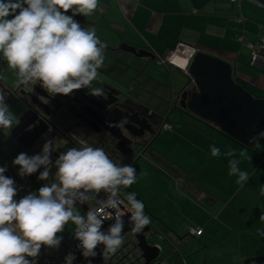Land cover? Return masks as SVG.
<instances>
[{
	"label": "crops",
	"instance_id": "0c3cea01",
	"mask_svg": "<svg viewBox=\"0 0 264 264\" xmlns=\"http://www.w3.org/2000/svg\"><path fill=\"white\" fill-rule=\"evenodd\" d=\"M67 14L72 15L71 11ZM238 15L244 20L237 21ZM74 19L85 29L95 27L107 34L108 39L99 38L106 44L104 55H116L131 63L134 54L107 48L126 42L156 55L152 60L163 68L162 72L170 73L175 69L188 79L185 85L173 79L170 87L137 70L130 84L133 102L149 108L160 129L165 130L162 128L164 122L170 124L172 129L166 130L169 136L164 137L165 142L169 148L179 147L178 160L171 156L167 159L155 149L148 151V145L146 149L141 147L130 164L137 178L153 187L144 194L142 188H127L143 202L151 223L162 230L161 240L177 252L181 264H264V236L259 234L264 231V222L260 220L264 215V195L261 194L264 138L250 148L195 115L164 116L165 107L180 106L178 97L190 85V77L173 65L159 62V56L175 49L179 43L191 45L231 62L235 78L253 95L264 97V63L253 65L249 49L237 41L242 32L250 40L264 34V0H99V7L92 15L78 14ZM135 66L133 64L129 70ZM1 67H4L1 76L16 73L0 54ZM114 67L109 60L104 61L101 77L121 80L131 75ZM150 96L157 98L153 101L158 102V106L152 103L156 108L148 104L152 102L148 100ZM213 145L220 149L219 157L211 155ZM228 149L235 150L237 159L242 150L251 157L250 160L242 159L239 165L249 174L243 186L236 183V176L228 175L229 158L224 155ZM146 152L162 168L160 171L150 163L151 177L143 163L137 161ZM191 227H202V234H191ZM160 245L162 251L164 245Z\"/></svg>",
	"mask_w": 264,
	"mask_h": 264
},
{
	"label": "clouds",
	"instance_id": "9594fccd",
	"mask_svg": "<svg viewBox=\"0 0 264 264\" xmlns=\"http://www.w3.org/2000/svg\"><path fill=\"white\" fill-rule=\"evenodd\" d=\"M99 7V0H0V53L10 69L16 71L18 83L29 85L39 83L52 95H69L82 88L90 89L93 96H102L103 90L93 88L92 83L99 76L104 64L106 44L96 35L95 27L83 28L74 19L76 15L88 17ZM71 11L72 15L67 13ZM11 17V18H9ZM0 92V128L11 129L14 114L5 104ZM119 124L109 127H123ZM264 132L249 138V143H259ZM64 139L44 143L42 154L29 156L19 153L12 161L19 166L20 177L30 176L41 167L38 179L47 181L51 172V153L64 147ZM70 147L60 152L55 160L54 180L43 184L37 192H30L19 200L13 178L4 173L7 167H0V264H34L42 246L58 247L65 226L71 221L75 225V238L80 242L82 255L95 257L94 251L103 244V254L115 253L123 244V220L115 216V224L108 233L101 231L103 219L94 209L81 215L76 203L89 199L88 192L101 190L115 195L120 186L125 188L136 182L135 168L114 163L102 147L85 145ZM211 155L219 157L220 149L211 146ZM224 155L229 158V176H236V183L243 186L249 174L239 167L242 159L250 160L246 151L237 153L228 149ZM143 175V174H142ZM264 195V188L261 189ZM131 206L133 232H140L151 223L144 212V204L135 198V193L126 194ZM110 207L121 204L115 200ZM264 222V215L260 217ZM264 236V231L259 233ZM75 256L69 254L66 264H73ZM91 264V261H89Z\"/></svg>",
	"mask_w": 264,
	"mask_h": 264
},
{
	"label": "flooded vegetation",
	"instance_id": "af4514ba",
	"mask_svg": "<svg viewBox=\"0 0 264 264\" xmlns=\"http://www.w3.org/2000/svg\"><path fill=\"white\" fill-rule=\"evenodd\" d=\"M104 57V61L109 60L114 68L122 62L127 70L132 67V61L126 62L115 55ZM98 71L101 73L100 69ZM101 78L100 74L99 78L93 81L92 87L102 89V96L91 95L90 89L87 88L75 90L69 95H52L39 83L24 85L17 80L12 86L0 75V92L5 96V104L8 106L17 100L24 103L23 111L12 128L8 129L10 140L0 141V167L6 166L4 175L14 179L18 189L17 200L30 192H37L43 184L53 182L55 160L60 152L70 147H81V140L85 145L102 147L119 166H125L124 161L126 165H130V154L136 149H146L147 140L153 136L156 123L149 108L133 102V89L130 87L133 75H126L121 79V83ZM25 113L27 114L22 124L16 129L17 135H14L12 131ZM123 119L127 120L123 127H109V124H119ZM31 133L36 135L32 142L29 140ZM59 139L68 143L51 153L53 163L47 181L38 179L40 172L44 170L43 167L30 176L18 175L19 166L13 165L12 161L19 153L24 152L29 156L42 154L45 142ZM86 195L89 197L87 201L83 204L79 201L76 203L83 211L93 204L94 192H88Z\"/></svg>",
	"mask_w": 264,
	"mask_h": 264
},
{
	"label": "water",
	"instance_id": "95a60500",
	"mask_svg": "<svg viewBox=\"0 0 264 264\" xmlns=\"http://www.w3.org/2000/svg\"><path fill=\"white\" fill-rule=\"evenodd\" d=\"M107 48L113 51L119 49L132 53L135 57H149L151 60L157 57L147 49H137L134 45L126 42L119 43L114 47L108 45ZM187 74L190 77V85L180 92V107L247 147H255L258 143H249V138L264 132V97L253 95L235 78L231 62L204 51L198 50L194 54L189 62ZM112 81L114 83L121 82V80L113 78ZM26 114L20 117L19 124L13 129L14 135H17L16 129L22 124ZM35 137L36 135L31 133L30 142ZM25 145L28 146L26 143ZM124 164L126 165L125 161ZM86 209L84 208V211ZM121 217L123 220L122 235L126 231H132L134 223L131 221V213ZM115 222V218L105 222L101 231L107 234ZM153 227L155 225L150 223L142 231L133 232L143 251L145 264H150L160 253L159 248L150 244L146 239L145 233ZM104 247L103 244H99L94 250L97 255L85 258L82 255V248L78 245L73 264H89V261L91 264H102L101 253Z\"/></svg>",
	"mask_w": 264,
	"mask_h": 264
},
{
	"label": "built area",
	"instance_id": "2783aa9c",
	"mask_svg": "<svg viewBox=\"0 0 264 264\" xmlns=\"http://www.w3.org/2000/svg\"><path fill=\"white\" fill-rule=\"evenodd\" d=\"M232 1L234 2L236 0ZM75 20L78 21L82 27L81 22L78 19ZM236 20L243 21L244 17L238 15L236 16ZM237 41L249 49L250 60L253 65H261L264 63V34H260L254 40H250L247 37V34L242 32L238 35ZM197 51L198 49L191 45L179 43L175 49L170 50L163 56H159V62L165 64L168 63L187 73L189 62ZM180 52H185L187 55L184 57L181 65H178L177 61H179V58L177 56ZM3 71L4 67H1L0 72ZM162 128L165 130H171L172 126L167 122H164L162 124ZM110 200H115L121 205L117 208L110 207L108 204ZM89 209H94L99 213L103 219V224L115 218L116 215L125 216L131 213V206L121 193L117 192L113 195L111 192H106L104 190H101L97 194L96 200L89 206L87 211ZM190 232L195 236H199L202 234L203 229L201 227H191ZM122 235L124 236V242L115 253H108L107 255H104L103 248L101 253L102 264H145L146 261L143 256V251L141 250L133 231H126ZM158 237L162 239L164 236L162 233H158ZM79 243L80 242L75 238L74 229L72 232H68L63 237L58 247L42 246L38 257H29L28 259H34V264H66V257L69 254L76 257ZM152 245H156L159 248V251H161L160 244L155 243ZM155 264H157V262Z\"/></svg>",
	"mask_w": 264,
	"mask_h": 264
},
{
	"label": "rangeland",
	"instance_id": "374dc122",
	"mask_svg": "<svg viewBox=\"0 0 264 264\" xmlns=\"http://www.w3.org/2000/svg\"><path fill=\"white\" fill-rule=\"evenodd\" d=\"M96 35L100 39L101 38H103V39L104 38H107V39L109 38L107 36V34L104 33V31L101 30V29H99V28L96 29ZM0 54L2 55V53H0ZM133 58H134V61H132V65L133 64L136 65L134 69L127 70L125 63H120V65L118 63L117 64V70L118 69L119 70L121 69L123 72L131 73V74H135L137 70H139V71L142 70L145 74L147 73V74L153 76L154 78H158V79L162 80L164 83H166L170 87L172 85L173 79H175V80H178L179 79L180 81H182V83H184V85L188 83L187 77H185L181 72L175 71V69H171L170 70V73L169 72H166V71H163L162 72L163 68L161 66H157L155 60L148 59L147 57H133ZM112 66H114V65H112ZM15 75H16V73L13 72V73H5L2 76L4 77V79L7 82L10 83V85L14 86L17 83V80H18L17 79V75L16 76ZM183 79H184V82H183ZM123 90H124V87H123ZM148 100L149 101H152L151 103L148 102V104H150V106H152V107H154V105L155 106H158V102H155L157 100V98L155 96H150L148 98ZM153 100H155V101H153ZM152 103L154 105H152ZM8 107H9L10 111L15 116V119L13 121V123H15L16 120H17V118L19 117V115L23 111L24 103L22 101H20V100H17L15 102L9 104ZM154 108H156V107H154ZM163 108H164V105H161L160 106V109H163ZM163 112H164V116L170 114L171 117L175 113L177 115L182 116V117L183 116L185 117V115L186 116H194L192 113H190L187 110L182 109L178 105H171V106L169 105V106H167V107H165L163 109ZM155 127H157V129H156V132H155L156 134L154 133V135H155L154 138L153 137H150L147 140L148 143H149L148 144V147H149L148 151L155 149L156 151L158 150L157 152L160 153V155L166 157L167 159H168L169 156H171V158L178 160L179 147H171V148H169L168 144L165 142V139H164L165 136H169V131L160 129L159 128L160 126L158 124H156ZM2 140H8V141L10 140V135L8 133V129H6V128H0V141H2ZM150 141H151V143H150ZM138 150L139 149H136L135 151H133L130 154V156H131L130 159H135V157L138 155L137 154ZM137 161L139 163H143L142 165L144 166L145 171L147 172V175L149 177H151L150 176V171H151V165H150V163L151 164H154V166L157 167V168H159L160 171L162 170V168L159 165H157L158 163L155 164L156 162H154L151 159V157L149 156L148 152H146L144 156H142V157L140 156ZM136 174H137V172L135 171V175ZM136 177H137V175H136ZM131 186L132 187H136L137 189L142 188L141 191H143V194H144V192H148V191L152 190V188H153L152 186L151 187L146 186L145 182L142 181V180H140L139 178H137L136 179V182L134 184H132ZM76 208H77V210H79V212H80L81 215H85V212L83 211V209L78 204H76ZM144 212H145V214L147 216L150 217L149 213L146 211L145 208H144ZM74 229H75V225H73L71 223V221H70L65 226L63 232L58 233L57 235L58 236H61V237H64L68 232H72ZM148 238L151 240V243L152 244H155L157 242L159 244H162V246L164 245L163 242L161 241V239L159 237L154 236L152 233H150L148 235Z\"/></svg>",
	"mask_w": 264,
	"mask_h": 264
},
{
	"label": "trees",
	"instance_id": "16d2710c",
	"mask_svg": "<svg viewBox=\"0 0 264 264\" xmlns=\"http://www.w3.org/2000/svg\"><path fill=\"white\" fill-rule=\"evenodd\" d=\"M220 132L223 133L222 131H220ZM223 134H225V133H223ZM225 135L228 136L227 134H225ZM228 137L231 138L230 136H228ZM231 139H233V138H231ZM233 140H235V139H233ZM236 142H238V141H236ZM238 143H240V142H238ZM240 144H242V143H240ZM242 145H244V144H242ZM122 191L126 192V194L133 193L128 188H125L124 186H120L118 192L121 193L125 198H126V195L123 194ZM97 194L98 193L94 192L93 203L97 198ZM153 228H154V230H153ZM153 228L150 231L145 233L146 239L148 242H151V240L148 238V235L150 233H152L154 236L158 237V233H161V231H162L159 227L155 226ZM161 241L164 244V249L159 253L158 257L155 260H153L150 264H155L156 262H157V264H181V260H180L179 255L177 254L176 251H174V249L171 247V245L168 244L167 242H165L164 240H161Z\"/></svg>",
	"mask_w": 264,
	"mask_h": 264
},
{
	"label": "bare ground",
	"instance_id": "6f19581e",
	"mask_svg": "<svg viewBox=\"0 0 264 264\" xmlns=\"http://www.w3.org/2000/svg\"><path fill=\"white\" fill-rule=\"evenodd\" d=\"M179 55L177 56L179 58V61H177L178 65H181L182 61L184 60V57L187 55L185 52H180L178 53Z\"/></svg>",
	"mask_w": 264,
	"mask_h": 264
}]
</instances>
